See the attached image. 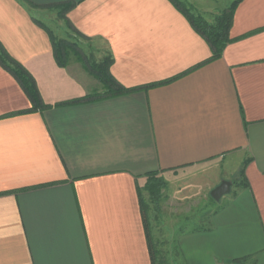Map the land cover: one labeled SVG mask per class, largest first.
I'll return each instance as SVG.
<instances>
[{
	"label": "crops",
	"instance_id": "1",
	"mask_svg": "<svg viewBox=\"0 0 264 264\" xmlns=\"http://www.w3.org/2000/svg\"><path fill=\"white\" fill-rule=\"evenodd\" d=\"M45 7L103 41L111 75L140 89L70 104L105 86L80 60L58 65ZM230 36L211 59L171 0H0V47L48 105L30 110L0 61V264H153L147 176L233 164L245 186L232 183L206 226L179 227L178 252L184 264H264V0H239Z\"/></svg>",
	"mask_w": 264,
	"mask_h": 264
},
{
	"label": "rangeland",
	"instance_id": "2",
	"mask_svg": "<svg viewBox=\"0 0 264 264\" xmlns=\"http://www.w3.org/2000/svg\"><path fill=\"white\" fill-rule=\"evenodd\" d=\"M187 5H190L185 0H179ZM196 4L202 3L204 6H209L211 10L203 15L208 21L213 22L215 16L230 6L233 2L230 0H194ZM223 7L214 10V7ZM191 10L196 13L193 6ZM38 17L43 24L47 25L55 35L58 37H67L73 35L85 54L93 55V58L100 60L109 54V48L101 40L89 41L81 36H75V32L68 26L64 17L60 14L57 8L45 7L38 10ZM72 59H76L74 56ZM238 164V163H237ZM238 165L225 166L221 170L218 168L209 169L199 174V177L188 176L182 180H172L167 183V187L162 191V199L158 207L149 203L148 193L142 196L149 204V223L151 227V234L153 237V244L156 251H158V261L164 260V264H184V261L178 252L176 239L179 227L181 230H193L206 226V220L210 214L218 207V201L213 199L210 192L215 186L223 181H230L236 183L235 188L241 187L235 179L238 173H234ZM221 180V181H219ZM176 181V184H175ZM191 182L186 184L184 182ZM220 182V183H218ZM181 187L179 190L178 187ZM187 188L183 191L182 188ZM183 188V189H184ZM178 190V191H176ZM176 191V192H175ZM230 193L225 194L224 201ZM182 197V199H181ZM187 198V199H186ZM181 199V200H178ZM186 199V200H185ZM223 200V199H222ZM191 220V222H187ZM176 232V233H175ZM251 264V263H249Z\"/></svg>",
	"mask_w": 264,
	"mask_h": 264
},
{
	"label": "trees",
	"instance_id": "3",
	"mask_svg": "<svg viewBox=\"0 0 264 264\" xmlns=\"http://www.w3.org/2000/svg\"><path fill=\"white\" fill-rule=\"evenodd\" d=\"M174 5L187 17L194 29L206 40L212 50V58H220L225 48L229 43L233 41V38L230 36V29L233 23L234 12L239 0H234L229 7L220 12L213 22L207 20V18L201 13H195L191 10L190 5L179 1L171 0ZM71 5L65 7L69 9ZM68 23V21H66ZM70 27V23H68ZM75 36H81L86 40H91L88 37H84L79 33H76ZM53 46H54V55L59 66L65 67L75 56L77 60H80L84 63L86 69L92 73L94 76L98 77L105 86L104 91L100 93H95L71 101L70 104L80 103L85 101H91L96 99L108 98L113 96H119L128 94L140 88H127L121 85L110 73V67L113 63V57L111 54L102 57L100 60L93 58V55H87L85 52L80 49L77 39L69 34L67 37H58L52 33ZM0 61L6 66L20 81L22 87L28 94L30 101L33 104V107L30 110H40L47 108L48 105H45L41 98L39 91L37 89L35 80L31 74L18 62L10 58L0 47ZM9 63V64H7ZM243 177V174L241 175ZM243 180V179H242ZM244 184L245 183H240ZM167 187V181L163 176H159V173H151L147 176V182L145 185V191L149 195V203L154 204L155 207L161 202L162 191ZM142 202V211L145 216L146 221V231L150 241V252L152 257L153 264H164V260L160 259L158 261V251L154 248L153 237L151 234V227L149 223V204L141 197Z\"/></svg>",
	"mask_w": 264,
	"mask_h": 264
},
{
	"label": "water",
	"instance_id": "4",
	"mask_svg": "<svg viewBox=\"0 0 264 264\" xmlns=\"http://www.w3.org/2000/svg\"><path fill=\"white\" fill-rule=\"evenodd\" d=\"M231 189L232 183L230 181H223L211 190L210 195L216 201H220L225 194L231 192Z\"/></svg>",
	"mask_w": 264,
	"mask_h": 264
}]
</instances>
